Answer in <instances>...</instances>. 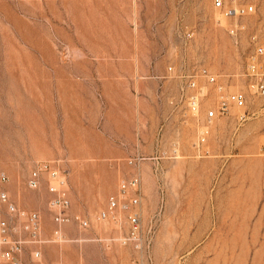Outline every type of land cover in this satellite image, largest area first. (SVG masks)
<instances>
[{
  "label": "rangeland",
  "instance_id": "1",
  "mask_svg": "<svg viewBox=\"0 0 264 264\" xmlns=\"http://www.w3.org/2000/svg\"><path fill=\"white\" fill-rule=\"evenodd\" d=\"M248 1L256 12L226 18L214 0H0V188L42 217L23 264H135L120 239L127 222L99 218L135 170L143 222L156 225L143 264H264V97L246 75L264 41V0ZM200 66L247 97L212 120L201 145L207 105L180 101L184 75ZM53 158L72 201L58 240L47 185L27 183Z\"/></svg>",
  "mask_w": 264,
  "mask_h": 264
},
{
  "label": "built area",
  "instance_id": "2",
  "mask_svg": "<svg viewBox=\"0 0 264 264\" xmlns=\"http://www.w3.org/2000/svg\"><path fill=\"white\" fill-rule=\"evenodd\" d=\"M214 5L226 18L244 16L256 12L258 9L257 4L248 0H214ZM229 30L232 33H237L240 26L237 23L231 26ZM263 57L264 41L258 40L249 57L246 75L251 79L257 93L262 97H264ZM190 72L183 74L187 79L180 86V101H184L193 112H198L202 104L207 105L203 128L199 135V145H201L206 140L205 137L209 132V124L213 122L212 120L227 114L233 105L246 107L247 97L245 92L241 90L232 92L224 90L217 82V75H214L204 66L194 68ZM201 77L204 78L203 82L199 81ZM208 85H212L215 90L212 97L209 95V90H206ZM143 158L140 153H137L128 160V163L134 169ZM0 181L2 183L7 182V175L4 171L0 173ZM27 183L32 189H39L43 184L47 185L48 205L54 221L58 225L54 230V236L56 240L62 239L64 233L60 225L66 224L71 218L69 209L72 201L69 194L68 170L63 167L59 159H46L34 167ZM117 189V192L114 191L108 196V206L100 211L99 218L108 219L116 224L125 220L128 229L120 237L121 241L135 251L133 263L143 264L145 255L148 263L151 260L149 250L154 241L156 225L154 221L145 225L142 219V199L144 196L142 173L138 170L133 171L129 177L121 179ZM0 204H5L9 212L8 216L0 215V264H23L20 255L24 243L28 240L39 241L42 217L37 211L19 207L4 188H0ZM17 221L21 223L25 235L17 231L15 226ZM80 223L83 227L89 226L87 219H81ZM115 240L118 241L115 236L102 239L106 246H112ZM34 254L37 257L42 255L39 249ZM54 264L61 263L56 262Z\"/></svg>",
  "mask_w": 264,
  "mask_h": 264
},
{
  "label": "crops",
  "instance_id": "3",
  "mask_svg": "<svg viewBox=\"0 0 264 264\" xmlns=\"http://www.w3.org/2000/svg\"><path fill=\"white\" fill-rule=\"evenodd\" d=\"M107 222L109 223V220H107Z\"/></svg>",
  "mask_w": 264,
  "mask_h": 264
},
{
  "label": "bare ground",
  "instance_id": "4",
  "mask_svg": "<svg viewBox=\"0 0 264 264\" xmlns=\"http://www.w3.org/2000/svg\"><path fill=\"white\" fill-rule=\"evenodd\" d=\"M224 17V16H223ZM108 220V219H107Z\"/></svg>",
  "mask_w": 264,
  "mask_h": 264
}]
</instances>
